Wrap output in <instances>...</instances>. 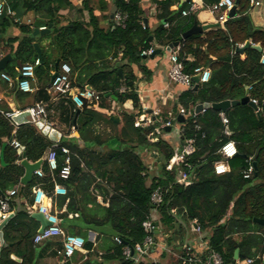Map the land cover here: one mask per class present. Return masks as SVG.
Wrapping results in <instances>:
<instances>
[{"label": "trees", "instance_id": "1", "mask_svg": "<svg viewBox=\"0 0 264 264\" xmlns=\"http://www.w3.org/2000/svg\"><path fill=\"white\" fill-rule=\"evenodd\" d=\"M188 1L149 0L155 10L153 19L156 22L151 28L143 24L142 0H82L77 5L75 0H5V7L15 14L21 16L32 12L36 18L31 27L13 24L9 15L0 21L2 36L11 24L20 32L18 37L0 38V51L12 57L4 71L14 75L15 64L12 63H19V66L34 63L37 54L33 43L45 38L49 40L48 49L42 48V61L34 71L40 85L34 100L50 101L44 84H49L54 63L59 59L60 64L70 66L72 85L89 87L100 95V101L89 104L79 98L60 96L64 106L59 110V122L64 125V136L71 134L78 111L75 131L83 141L82 146L76 140L65 138L54 145L33 124L14 127L10 119L0 114V197H6L9 190L19 185L23 167L18 162L23 159L33 163L41 161L48 150L55 152L58 170L66 158L69 160L70 174L62 182L66 185L83 175L84 167L93 169L96 177L110 188L104 199L107 206L94 202L95 208L77 209L75 222L78 223L74 226L93 230L98 236L118 239L99 264H160L141 257L136 260L135 247L139 245L144 249L147 238L154 244L162 238L167 246H171L173 236L183 229L182 223L192 222L199 232L208 235L203 259L215 253L222 264H234L237 250L238 260L250 258L252 264H264V229L253 223V219H264V65L260 64L264 55V30L253 25L248 15L249 0H232L236 6L234 18L178 42L176 53L183 73L193 76L196 69L210 72L208 81L198 83L196 90L183 89L173 106L170 125L179 126L180 147L174 148L168 137L160 136L170 134L166 127L162 128L169 119L167 113L162 112L151 119L146 127L134 126L136 118L143 114L137 94L136 71L150 74L142 64L141 53L151 48L153 51L164 50L192 27L195 15H181L182 11H189ZM217 1L204 0L206 5ZM110 3L124 20L122 23L111 20L102 27L99 22L109 19ZM65 9L75 10L78 14L86 11L88 22L74 19L61 26L59 12ZM95 10L99 16L94 14ZM42 26H50L49 33L33 35V30ZM246 42L250 45L242 54L235 52ZM256 45L260 51L255 49ZM73 72H77L75 80L72 79ZM246 92L249 99L257 101L256 109L241 104L229 108L223 112L227 125L221 122V112L207 109L194 113L198 104L239 101ZM126 101H131L132 110L122 108ZM113 103L118 107L122 121L115 137L119 147L106 152L94 150L95 145L102 147L106 139L101 141L100 136L87 138L98 123L114 126L108 116ZM180 109L184 110L181 123L174 117ZM149 136L156 141L150 142ZM2 139L7 143L3 144ZM10 141L24 147L20 155ZM228 141L235 144L237 155L227 161L229 172L216 175L213 165L222 160L218 152ZM187 145L192 150L183 158V163L167 170L168 161ZM63 148L67 154L62 152ZM151 152L156 153L152 169L145 161ZM249 160L255 164L254 173L251 178L243 179L242 171ZM58 170L50 174L46 162L42 161L40 171L44 175L33 176L21 188L20 195L27 197V203L33 205L28 196L33 187L39 186L51 197L54 182L62 181ZM180 173L188 176L189 185L176 183ZM157 188L162 191V203L154 206L150 197ZM9 203L12 212L13 203ZM69 206L70 202L67 210ZM47 210H50L49 206ZM154 211L158 215L157 235L153 229L145 232L142 226L144 222L152 223ZM61 217L65 219L66 215ZM37 227V222L24 208L14 211L1 228L5 246H0V264H35L39 246L33 244L32 239ZM66 234L82 235L80 231ZM84 239L83 247L88 250L92 244L86 237ZM125 249H132L133 254L124 255ZM11 255L20 262L13 260ZM174 261L173 264H181L178 259Z\"/></svg>", "mask_w": 264, "mask_h": 264}, {"label": "crops", "instance_id": "2", "mask_svg": "<svg viewBox=\"0 0 264 264\" xmlns=\"http://www.w3.org/2000/svg\"><path fill=\"white\" fill-rule=\"evenodd\" d=\"M81 1L82 0H75V4L76 5L80 4ZM194 1L197 3V9L191 13L194 14L196 17V20L194 22H196L198 26L217 24L214 18L208 14L206 9L208 5L205 4L204 0H194ZM111 6L112 3H110L109 11ZM141 7L143 8L145 13L144 18L147 20L146 26L153 28L156 23L155 20L153 19V15L155 12L154 7L150 4L149 0H142ZM6 10L11 11L9 8H6ZM235 10H236V6H235ZM109 11H108V16H109ZM11 12L13 13V16L9 15V17L14 22L13 24L16 23L17 25L22 24L30 27L33 26V22L36 16L32 12H27L21 16L15 14L13 11ZM94 14L96 16L100 15V13L97 10L94 11ZM7 15L8 13L6 14V16ZM248 15L255 27L264 30V0H260V5L257 7H252V8L249 7ZM59 16L61 20L60 23L61 26L66 25L68 22L73 21L74 19H78L80 21H83L84 23L88 22V14L86 11H83L82 14H78L75 10L69 11L68 9H65L59 12ZM235 16L236 14L234 16H231L230 19L234 18ZM108 21H111V19L110 18L108 20L101 19L99 25L105 27L108 25ZM13 24H11L10 27L6 29V32L3 36L0 34V38L8 39V38L20 36V32L18 28L14 27L15 25ZM33 44L38 45V48L40 49L42 55V48L48 49L49 40L42 38L39 42H35ZM0 55H2V58L7 56L4 55L2 51H0ZM11 58L12 57L10 56V59L7 61L4 70L11 61ZM13 64H15L14 75L8 73V71H4V70L2 71L6 72V74H8L9 77L14 79L15 81L17 77L16 71L17 68L19 67V63H12V65ZM142 64L146 68V70L150 72V74L146 75L145 73H140L138 70L136 71V76L138 79L136 83L137 94L143 110V114L140 116L144 118H149L151 120L163 112V113H167L169 117L167 122H171V118L173 117L172 116L173 106L176 103L177 97L183 91V89L180 86L170 82L168 79L167 71L169 67V53L166 52L165 49L161 50V54L158 56H154L153 58H149V57H146L145 59L143 58ZM52 73L53 71L51 72V74ZM76 77H77V72H73L72 79L75 80ZM49 84H50V79H49ZM49 84H44V87H45V92L50 96V101L36 102L34 100V95L36 94V91L40 88V85L37 83L35 77L34 80L30 82V87L32 89V92L27 93L26 95L25 93H22L17 90L15 82L12 86H8V84L0 78V114L4 116V114L7 112H15V111L21 112L32 107L36 103H41L45 106L47 111V124L61 133L60 140L64 138L68 141L76 140L77 144L82 146L83 141L79 140L75 129L72 128L71 134L68 137L64 136V132H63L65 129L64 125H62L59 122V110L64 106V103L62 102L63 98L58 95H53L48 89ZM122 108L125 111L132 110L131 101H126L123 104ZM118 112H119L118 107L113 103L112 111L108 116H112V115L118 116L119 123L118 124L113 123L114 126H110L109 124L104 122L98 123L94 125L93 134L89 135L88 136L89 138L87 139L91 140L93 136H100L102 138L101 141H104L105 139L107 140L109 138H115L116 134L119 132L122 126V121ZM178 115H180L179 112L174 117L176 118ZM160 118H162V116ZM137 119L138 118H136V120ZM170 126H172V129L168 128L167 129L168 132L170 131V134H173V132L176 131L177 133L176 137L171 136L172 137L171 141L173 145L175 144L177 149L180 147L181 144L178 135L179 126L177 125H170ZM14 127L16 126L14 125ZM166 137L167 136H164V138ZM176 138L178 139V141L176 140ZM2 143L3 144L7 143V140L2 139ZM91 144L92 143H90V145ZM93 149L103 152L111 150V148H109L108 144L106 143L102 147L95 145ZM22 152L23 151L17 152V154L20 155ZM48 153L49 150L45 152L43 158L41 159L40 169L42 166V161H44ZM154 160L155 157H153L152 152L151 154L145 157L146 164H148V167L150 169H152L153 167ZM20 162L18 163L20 164ZM29 163H33V162H29ZM82 170H83L82 172L83 175H80L79 177H77V179H75L74 181H72L67 185L62 183L64 180H62L59 183L54 182L51 197H49L47 193L44 190H42L39 186L33 187L31 189V193L28 196V198L32 199L33 205H29L27 203V197L20 195L21 188L30 182L29 181L26 184H23L21 182V178L25 173V170L23 168V175L20 178L19 185H16L11 190H9L7 192L6 198L10 197L9 196L10 191H14V195L16 193V195L13 198H9L10 199L9 202L11 201L13 203V211L11 212L12 215L14 211L24 208L31 216L32 213L38 212L39 205L37 202L40 201L43 204L45 202L46 209L48 206L50 207V210L49 211L47 210L48 220L52 221L54 225L59 226L60 229L65 234L71 231L74 232L80 231L82 235H78V236L82 237L83 239L84 237H86V240L92 244L91 248L88 250L85 249L84 247L80 250H77L70 259V263L99 264L102 260V257L108 253L109 249L114 244L115 239L98 236L97 232L93 230H86L84 228H79L77 226H74V224L78 223L75 222V220H77L78 218V213H76L77 209L85 208L86 210H89L92 209L93 207L95 208L96 205L107 206V204L104 202V199L106 198V191L107 192L110 191V188L100 178L96 177L95 171L93 169H88L84 167ZM33 176H36V174L33 173L31 179L33 178ZM69 202H70V206L67 210V206ZM94 202L96 203V205L94 204ZM62 215H66L65 217L66 221L61 217ZM157 219L158 216L154 211L151 215L152 223L153 222L156 223ZM178 221L181 222L180 219H178ZM37 224H38L37 227V231H38L40 225L38 222ZM182 224H183V229L177 232L175 236H173V242L171 246H167L164 243L163 239L160 238L157 243L155 244L153 243L154 246L150 247V252L147 251L142 256L138 255L136 260L144 258L146 261L153 263L173 264L175 262L174 260L178 259L181 262L182 259L186 258L185 248L190 247V251L188 252L189 256L190 257L192 256V258L196 260L195 263L193 264H203L205 259H203L202 257L204 251L206 250L208 235L206 233L197 232L196 227H194L195 224L194 222L189 223L188 225L184 223ZM59 244H61L60 237L52 238L50 240L38 244L39 247H37L38 249L36 251L38 258L36 259L35 264H59V258L56 256L55 253L56 250L59 249L60 246ZM11 258L15 261L18 260L17 262H20V260L16 258L14 255H11Z\"/></svg>", "mask_w": 264, "mask_h": 264}, {"label": "built area", "instance_id": "3", "mask_svg": "<svg viewBox=\"0 0 264 264\" xmlns=\"http://www.w3.org/2000/svg\"><path fill=\"white\" fill-rule=\"evenodd\" d=\"M186 0H181V2H184ZM189 11H182L181 15L186 16L189 13H192L197 9V3L194 0H189ZM260 5V0H249V6L257 7ZM5 1H0V15L3 11H6V14L13 16V13L9 10H6L5 7ZM235 7V4L232 0H218L217 2L210 4L206 7L208 14L214 18L215 22L217 24H224L226 21L230 19V10ZM114 20L117 23H122L124 20V17L115 14ZM164 27H167V24L164 25ZM46 27H41L39 30H45ZM241 47V46H239ZM153 49H149L146 51H142L141 55L143 57H149L153 54ZM2 59V55H0V60ZM39 61L35 60L34 63H28L21 65L17 68L16 71V79H12L9 77L8 74L4 72H0V78L4 80L8 86H12L15 82L16 88L18 91L22 93H31L32 89L30 87V82L34 80V71L35 68L39 65ZM260 64L264 65V55L260 58ZM199 74V83L207 82L209 79L210 72L208 69H196L194 70V75ZM71 68L68 64L62 63L58 66L57 74L56 76L50 81L49 84V91L53 95H58L62 97H67L69 99H75L79 98L82 100H85L89 104H92L94 102L100 101V95L87 86L78 87L72 85L71 81ZM167 76L170 82L180 86L182 89H191L194 86V83L192 81L193 76H189L182 71V65L177 59V53L176 48L172 49L169 53V67L167 71ZM252 104L255 106L257 105L256 100L249 99ZM30 111L31 116L34 118L35 121H40L46 125L47 124V111L43 104L36 103L32 107L28 108ZM19 111L15 112H7L4 114V117L6 119H11L13 116L18 114ZM179 114L181 116H184V110L180 109ZM220 119L223 125H227L228 121L226 117L223 115V113H220ZM151 120L149 118H144L142 116H139L137 120H135L134 126L135 127H146L150 125ZM170 127V122H166L162 125V128ZM156 133H158V130H155ZM150 142H155L156 139L154 137H148ZM10 145L17 151L21 152L23 151V146H21L16 141H11ZM190 145L185 146L182 148L180 153L175 154L167 163V170H171V168L174 165L182 164L183 158L188 156L191 152ZM62 152L64 154H67L68 151L66 149H62ZM219 155L221 156L222 160L214 163L213 165V171L216 175H222L227 172H229V167L227 164V161L233 158L237 155V149L235 147V144L232 141H228L224 143L220 150ZM153 156H156V153H152ZM46 162L48 168L50 171H56L58 170L57 166V158L54 151H49L46 158L44 159ZM36 176L42 177L43 174L40 170H37L34 172ZM254 173V165L249 160L248 166L245 170L242 171V177L243 179H249L251 178L252 174ZM70 174V168H69V160L66 158L64 165L58 170V176L61 180H66ZM177 184L187 186L190 184V179L185 173H180L178 175V178L176 180ZM14 191L9 192V196H13ZM150 202L152 205L157 206L162 203V191L161 189L157 188L150 197ZM39 205L38 212L42 213L47 217V209L46 206H43V203L38 201ZM11 214V208L9 203V198L6 197H0V223ZM48 219V218H47ZM145 232H149L152 229L154 230L153 226H151L150 222H144L142 224ZM196 231L199 232L198 227L196 226ZM60 237L61 238V247L56 250V256L59 258V264H71L70 259L74 255V253L77 250H80L84 246V239L78 235L74 234H65L59 226L57 225H51L49 227H46L43 229L41 233H36L35 236L32 239V243L35 245H38L42 242H45L47 240H50L52 238ZM116 242H118V239H115ZM150 246H154L152 240L150 238H147L145 240V248L143 249L141 246L137 245L135 247V250L138 252L139 256H142L146 253L147 249ZM190 247L185 248L186 252V258L182 259L181 264H193L195 263V259L192 258V256H189ZM130 253L129 249L124 250V255L128 256ZM253 259H244V260H235L234 264H252ZM203 264H222L221 258L215 254L211 253L206 260H204Z\"/></svg>", "mask_w": 264, "mask_h": 264}, {"label": "water", "instance_id": "4", "mask_svg": "<svg viewBox=\"0 0 264 264\" xmlns=\"http://www.w3.org/2000/svg\"><path fill=\"white\" fill-rule=\"evenodd\" d=\"M116 14V7L114 6V4L112 3V6L110 8L109 11V18L111 20H114V16ZM235 15V7H233L230 10V16H234ZM6 16V11H3L2 14L0 15V21L5 18ZM143 24L146 26L147 25V20L144 18L143 19ZM216 25V24H214ZM214 25H205V26H198L196 24V22L193 23L192 27L185 31L184 33L181 34V36L179 37V40L173 44H169L166 48L165 51L170 53L172 49L177 48L178 46V42L180 40H185L188 37H190L191 35H195V34H201L202 32H204L207 29H211ZM50 30V26L48 28H46L45 30H39V29H34L33 30V35H43L45 33H49ZM149 40H151V37L149 38ZM250 45L249 42H246L244 45H242L241 47H237L235 52L242 54L243 51ZM36 52H37V60L39 61V63H41L42 61V55H41V51L38 48L37 44H33ZM255 49L260 51V47L259 46H254ZM161 54V50L160 49H156L154 50L153 54L149 56V58H153L154 56H158ZM146 57H144L145 59ZM10 59V56L7 55L5 57H3L0 60V71L4 70L5 65L7 63V61ZM60 64V60H56V62L54 63L53 66V73L50 76V81L56 76L57 74V70H58V66ZM118 73L121 74V71L118 70ZM192 81L194 83L193 89L196 90L197 85L199 83V74L195 75L192 77ZM89 88V87H88ZM248 105L250 107H252L253 109H256V106L254 104L251 103V101L249 100L248 96H247V92H246V96L243 97L241 100L239 101H222L219 103H213V104H208V103H203V104H198L195 106L194 108V113L198 114L203 112L204 110L207 109H212L214 111L217 112H225L227 111L229 108L231 107H235L237 105ZM78 111L76 112L75 118L73 120V129H75V124H76V117H77ZM110 121L114 124H118L119 123V118L116 115H112L110 116ZM11 122L13 125H15L16 127L21 126V125H26V124H33L40 132L43 136H45L51 143H53L54 145H57L60 142L61 139V133L58 132L57 130H55L53 127L46 125L40 121H35L34 118L31 116L30 111L28 109L19 112L18 114H16L15 116H13L11 119ZM177 120L181 123L184 120V117L181 115L177 116ZM168 129V128H167ZM20 165L24 168L25 173L23 175V177L21 178V182L23 184H26L30 181L32 174L40 169V165H41V161H37L34 163H29L26 160H22L20 162ZM253 165L255 166V164L253 163ZM43 206H46V203L44 202ZM12 214H10L6 220L2 221L0 223V246H5L2 240V235H1V228L5 225V223L11 218ZM31 217L39 223V229H38V233H41L43 231V229H45L46 227H49L51 225H53V222L48 220L47 217L45 215H43L40 212H34L31 214ZM253 223H256L260 226H262L264 228V219H253ZM151 226H153L154 228V234H158V230L156 228V223L153 222L151 223ZM194 227H196V225L194 224ZM130 253L133 254V250H130ZM234 260L238 259V251L235 250L234 252ZM18 261V260H16ZM84 264H89V263H84Z\"/></svg>", "mask_w": 264, "mask_h": 264}, {"label": "rangeland", "instance_id": "5", "mask_svg": "<svg viewBox=\"0 0 264 264\" xmlns=\"http://www.w3.org/2000/svg\"><path fill=\"white\" fill-rule=\"evenodd\" d=\"M164 57V56H163ZM114 62V61H113ZM174 131V130H173ZM176 131L175 132H173V134H170V135H160L161 137H164V136H167L168 138H169V141L171 142V144L173 145V143H172V141H171V136H173V137H176ZM178 135H179V133H178ZM166 137V138H167ZM176 140L178 141V139L176 138ZM107 142H106V144H108V146H109V148H111V149H117L118 147H119V145H118V141H116V139L115 138H109V139H107L106 140ZM174 146V148H176V146H175V144L173 145ZM153 157H155V156H153ZM156 215H157V213H156ZM158 216V215H157ZM189 224V223H188Z\"/></svg>", "mask_w": 264, "mask_h": 264}]
</instances>
